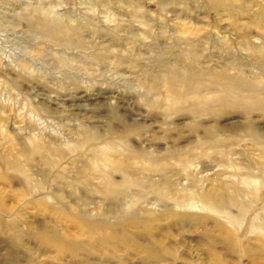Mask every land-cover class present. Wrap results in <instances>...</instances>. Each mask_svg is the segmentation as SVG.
Listing matches in <instances>:
<instances>
[{"label": "rangeland", "instance_id": "obj_1", "mask_svg": "<svg viewBox=\"0 0 264 264\" xmlns=\"http://www.w3.org/2000/svg\"><path fill=\"white\" fill-rule=\"evenodd\" d=\"M251 133L264 135V0H0V193L18 213L11 222L18 221L16 231L25 235L17 251L23 264L87 259L77 256L72 263L42 249L35 237L40 224L52 221L72 236L80 232L66 211H43L33 197L49 191L51 201L68 210L78 212L83 205L104 216L106 208L117 212L135 191L105 195L95 178L99 172L87 168L90 156L101 158L91 147L113 144L108 154L121 159L124 171L144 180L177 179L174 190L183 194L196 191L200 178L204 190L233 186L243 193L240 177L264 171V147ZM32 135L55 147L34 152L27 142ZM86 137L95 139L74 151L64 144ZM5 158L17 160L15 166ZM147 158L157 170L149 169ZM182 160L194 164L184 171ZM15 170L43 189L23 194L4 176ZM186 171H198L189 186ZM121 175L112 174L115 180ZM41 177L44 185L36 183ZM150 199L141 204L166 208L149 206ZM263 201L264 178L257 208ZM157 221L155 236L138 238L137 244L157 251L168 247L173 257L163 255L153 264H264V254L252 252L258 237L245 230L239 231L241 243L252 251L239 256L223 244L225 235L214 232V244L199 224ZM4 223L9 219L3 216L0 264L11 234L2 230ZM204 226L215 229L212 219ZM101 252L107 264H152L131 249Z\"/></svg>", "mask_w": 264, "mask_h": 264}, {"label": "bare ground", "instance_id": "obj_2", "mask_svg": "<svg viewBox=\"0 0 264 264\" xmlns=\"http://www.w3.org/2000/svg\"><path fill=\"white\" fill-rule=\"evenodd\" d=\"M251 137L257 145L264 147V135L251 133ZM38 139L39 136L35 135L27 138V142L32 146L34 152L42 150L50 151L55 147ZM91 139L92 137H86L80 142L74 143L72 141H67L64 144H66L65 146L69 150L74 151L79 147L85 146ZM94 139L93 137L92 140ZM67 145L73 146L68 147ZM115 147L119 148V145ZM113 148V144L91 147V151L99 153L101 158L98 159L97 156H90V165L88 164L87 168L91 171L95 168L99 172L97 176H94L104 184L103 189L105 195L112 197L122 195L131 188H134L135 191L128 200L125 201L126 204L118 209L117 212H110L108 208H106L104 211L105 215H102L103 217L100 214L98 215L85 211L82 207L83 205L78 212H73L72 209L68 210V207L64 203L51 201L50 198L53 195L49 191L45 192L43 196L33 197L30 201L35 204L36 208H41L43 211L49 213H62V211H66L67 215L70 216L68 222L71 223L70 225L76 226L80 232L78 236H72L71 232L70 234L67 232V227L58 229L59 227L57 224L52 221L40 224L38 234H36L35 237L44 245L45 248L42 247L43 250L49 251L53 249L59 257H69L72 263L77 256H86V262L83 264H88L89 262L107 264L102 262L101 258L104 257L101 252L102 249H107L109 251L126 250L128 252L131 249L134 252L138 251L145 253L152 264L154 262L157 263L158 260L163 259L166 255L173 257L168 247H163L161 251H157L155 247H152V249H144L137 244L138 238L139 240L141 238L150 239L149 237L155 236L152 231L157 229H155L153 225V222H156L157 218H153V216L148 214L152 212L161 215V217L158 218L159 221H168L178 226L185 227L184 224L191 223L196 228L199 224L202 229V235L204 234L205 237L214 244L217 243L214 232H217L219 235H225L226 239L223 240V237L221 239L223 240V244L239 256L244 255L245 251H252L247 247V243H241L240 237H243V235L240 236L239 231L243 232V230H245L250 235H256L258 237V246L256 250L252 252H256L258 255L260 253L261 255L264 254V207L261 209L257 208L264 171H261L260 175L257 177H240V185L247 188L243 193H237L233 186L230 188L226 187L224 191L221 190L222 192L204 190V184L202 185L203 180L200 178L199 182H201V186H199L196 191L183 194L180 190H174L180 185L177 179L171 182L166 178V175H157V178L153 180H144V178L134 177L128 171H124L123 168L120 167L121 159H111L108 154ZM4 161L8 165L12 164L15 166L17 160L5 158ZM145 162L149 165L150 170H157L156 167H152V159L147 158ZM180 164L184 167L185 171L194 163L192 160H186L184 162L182 160ZM117 171H120L122 174L120 180H115L112 176L113 172L115 173ZM77 173L80 174L82 172L79 171ZM197 173L198 171H186L183 177V181L185 182L184 185L189 186L191 182L195 181ZM4 176L8 183L17 184L20 187V191L25 195H33L38 192L39 189H43L39 185L35 186L34 183L30 182L28 179L29 177H26L23 171L20 170H15L14 175ZM36 183L44 185L45 178L41 177L37 179ZM148 195H152V199L150 200L153 202L150 203L149 206L154 207L157 206V204H162L166 208L161 210L156 209L157 211L147 209L141 203ZM77 203L78 202H76V204ZM196 211H199V213H195ZM108 214L111 215V219H109V217L107 218ZM3 216L9 219V223H4L2 230L10 232L11 234L9 238L3 242V244H7V247L4 250L5 252L1 262L3 264H23V261H20V258L17 256V251L21 247V242L25 235L21 231H16L18 221L11 222L12 219L18 218V213L17 211L13 212L10 207L5 206L0 193V219ZM211 219L212 222H214V231L204 226L208 221H211ZM246 222L247 224L245 225ZM139 228L140 230L143 228L144 231L142 230L143 232L136 233V236L130 234L131 230H139ZM145 229H148L147 232H145ZM163 229H165V227H160L158 230ZM155 244L156 242L154 246H156ZM24 263L26 262L24 261ZM76 264H80V262L78 261Z\"/></svg>", "mask_w": 264, "mask_h": 264}]
</instances>
